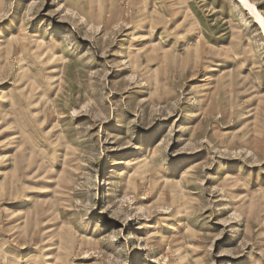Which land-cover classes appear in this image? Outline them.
<instances>
[{
	"label": "rangeland",
	"instance_id": "1",
	"mask_svg": "<svg viewBox=\"0 0 264 264\" xmlns=\"http://www.w3.org/2000/svg\"><path fill=\"white\" fill-rule=\"evenodd\" d=\"M246 1L0 0V264H264Z\"/></svg>",
	"mask_w": 264,
	"mask_h": 264
},
{
	"label": "bare ground",
	"instance_id": "2",
	"mask_svg": "<svg viewBox=\"0 0 264 264\" xmlns=\"http://www.w3.org/2000/svg\"><path fill=\"white\" fill-rule=\"evenodd\" d=\"M240 1L242 2V4L244 6H247L248 9L251 11V13L254 15V17H256V14L253 11V8L249 6V4L247 3V1L246 0H240ZM20 29L21 28H18L16 30V35L17 36H21L22 35L20 33ZM182 229H183V225L181 223H177V224L172 225L171 227H169L168 228V231L164 232V234L161 235L160 241H158V244H157V248H159L160 250L162 248H164L166 242L167 241L169 242L174 237V235L177 234L178 232H180Z\"/></svg>",
	"mask_w": 264,
	"mask_h": 264
}]
</instances>
